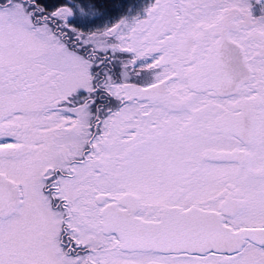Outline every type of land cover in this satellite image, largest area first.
Here are the masks:
<instances>
[{
    "label": "snow or ice",
    "instance_id": "snow-or-ice-1",
    "mask_svg": "<svg viewBox=\"0 0 264 264\" xmlns=\"http://www.w3.org/2000/svg\"><path fill=\"white\" fill-rule=\"evenodd\" d=\"M0 264H264V0H0Z\"/></svg>",
    "mask_w": 264,
    "mask_h": 264
}]
</instances>
